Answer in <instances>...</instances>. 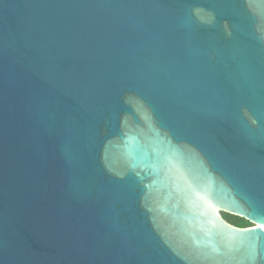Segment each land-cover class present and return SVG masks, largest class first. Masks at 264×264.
<instances>
[{
	"label": "water",
	"instance_id": "1",
	"mask_svg": "<svg viewBox=\"0 0 264 264\" xmlns=\"http://www.w3.org/2000/svg\"><path fill=\"white\" fill-rule=\"evenodd\" d=\"M0 264H264V0H0Z\"/></svg>",
	"mask_w": 264,
	"mask_h": 264
},
{
	"label": "trees",
	"instance_id": "2",
	"mask_svg": "<svg viewBox=\"0 0 264 264\" xmlns=\"http://www.w3.org/2000/svg\"><path fill=\"white\" fill-rule=\"evenodd\" d=\"M223 216L231 223L241 226V227H247V226H252L253 224L246 220L245 218L229 214L227 212H222Z\"/></svg>",
	"mask_w": 264,
	"mask_h": 264
}]
</instances>
